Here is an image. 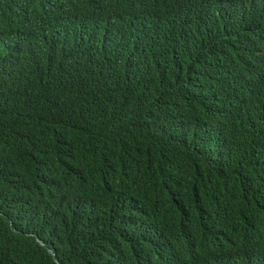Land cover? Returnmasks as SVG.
<instances>
[{
	"label": "trees",
	"instance_id": "1",
	"mask_svg": "<svg viewBox=\"0 0 264 264\" xmlns=\"http://www.w3.org/2000/svg\"><path fill=\"white\" fill-rule=\"evenodd\" d=\"M264 0H0V264H264Z\"/></svg>",
	"mask_w": 264,
	"mask_h": 264
},
{
	"label": "clouds",
	"instance_id": "2",
	"mask_svg": "<svg viewBox=\"0 0 264 264\" xmlns=\"http://www.w3.org/2000/svg\"><path fill=\"white\" fill-rule=\"evenodd\" d=\"M256 101H257V103L264 105V97L257 99Z\"/></svg>",
	"mask_w": 264,
	"mask_h": 264
}]
</instances>
